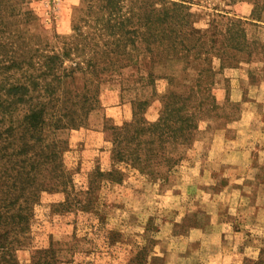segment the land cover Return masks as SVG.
I'll use <instances>...</instances> for the list:
<instances>
[{
	"label": "rangeland",
	"instance_id": "1",
	"mask_svg": "<svg viewBox=\"0 0 264 264\" xmlns=\"http://www.w3.org/2000/svg\"><path fill=\"white\" fill-rule=\"evenodd\" d=\"M259 1L8 0L0 12V43L12 42L8 55L0 47V65L8 66L11 56L42 70L51 57L49 66L60 74L78 66L83 71L73 73L60 101L77 97L92 104L81 126L54 135L66 147L61 162L72 188L42 191L33 206L25 203L27 190L14 205L0 193L8 212L31 211L24 232L17 233L20 243L11 249L15 264H264V0ZM173 2L188 6L192 28L170 17ZM257 6L260 17L251 20ZM222 15L247 20L245 46L228 66L211 55L213 77L198 97L202 108L192 110L189 139L155 144L139 168L113 164L108 126L131 121L139 101L149 102L142 116L155 122L158 97L173 80L195 84L206 66L178 47L166 54V46L185 44L189 30L197 36L214 18L217 27L206 32V43L222 49ZM111 168L122 174L90 176L94 169Z\"/></svg>",
	"mask_w": 264,
	"mask_h": 264
},
{
	"label": "trees",
	"instance_id": "2",
	"mask_svg": "<svg viewBox=\"0 0 264 264\" xmlns=\"http://www.w3.org/2000/svg\"><path fill=\"white\" fill-rule=\"evenodd\" d=\"M7 2L8 0H0V12ZM258 2L260 1L256 0L255 4L258 5ZM169 4L170 17L175 18L176 24L192 28L194 19L188 20V6L178 2ZM168 5L161 9L168 11ZM258 6L251 10V20L259 19ZM145 9L148 14L154 13L153 9ZM222 19H225L222 49H215L206 43V32L211 27H217L214 18L204 30L196 32L197 36L189 30L183 38L185 44L179 41L175 46L171 43L166 46V54L176 51L175 47H178L189 52L187 56L191 55L196 60L202 58L206 66L198 71L195 84H181L173 80V86L158 97L161 108L155 122H148L142 116L149 102L139 101L131 121L108 126L113 164L131 163L139 168L143 160L141 156L152 155L156 149L153 147L155 144L185 142L189 139L195 126L192 110L202 108V101L197 102L198 97L204 95L207 84L213 77V69L209 64L211 55L217 56L222 64L228 66L235 59V51L245 46L243 26L247 20L225 15H222ZM8 40L9 42L0 43L1 53L5 52L4 55H8L7 52L10 51L12 41L10 38ZM159 40L164 42L166 38L160 37ZM50 58H46L43 63V70L42 67L35 68L28 64L27 60L16 61L11 56L8 57L11 62L8 66L3 61L0 65V193L12 205L26 190L25 203L33 206L42 191L66 193L68 187H73L69 184L70 172L63 168L61 162V155L66 147L54 135L59 129L81 126L82 116L92 108V104L85 103L87 99L81 100L77 97L75 102L60 101V91L63 92L71 85L75 78L73 73L83 70L74 66L60 74L49 66ZM167 67L172 72L176 71V66ZM10 70L13 73H9ZM67 102L68 106L65 104ZM146 145L149 146L146 148ZM143 150L145 153L141 152ZM121 174L115 168L106 173L94 169L90 176L94 178L97 175H107L114 179ZM5 200L6 198L0 196V208H5L4 213L0 211V264H15L10 256L11 249L14 243H20L17 233L24 232L23 223L25 218L30 219L31 211L28 210L26 216L10 213V204H1Z\"/></svg>",
	"mask_w": 264,
	"mask_h": 264
},
{
	"label": "crops",
	"instance_id": "3",
	"mask_svg": "<svg viewBox=\"0 0 264 264\" xmlns=\"http://www.w3.org/2000/svg\"><path fill=\"white\" fill-rule=\"evenodd\" d=\"M127 113V115H128V112H126Z\"/></svg>",
	"mask_w": 264,
	"mask_h": 264
}]
</instances>
